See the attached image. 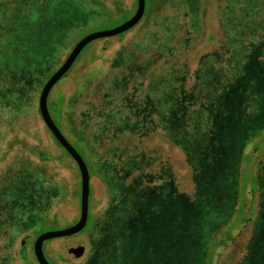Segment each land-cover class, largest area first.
Wrapping results in <instances>:
<instances>
[{
	"label": "rangeland",
	"instance_id": "1",
	"mask_svg": "<svg viewBox=\"0 0 264 264\" xmlns=\"http://www.w3.org/2000/svg\"><path fill=\"white\" fill-rule=\"evenodd\" d=\"M201 1L147 0L134 29L90 44L52 90L51 100L63 94L74 100L72 124H80L83 138L97 140L98 158L88 157L60 127L89 165L92 193L87 228L44 244L51 264H264V135L241 143L264 124L249 119L240 143L228 145L220 141L224 130L217 122L222 105L233 107L248 88H259L255 79L264 61L244 38L264 29V0H222L223 29ZM103 6H115L113 16L107 18ZM137 9V0H0V264H13L11 254L26 234L34 236L35 256L41 234L79 222L81 173L45 125L40 96L85 36L118 28ZM249 68L253 72L244 71ZM254 95L260 104L261 92ZM17 121L30 137L10 131ZM159 125L173 140L185 137L181 144L192 166ZM203 132L208 141L199 140ZM36 134L48 151L45 159H54L42 165L31 158L37 170L43 166V176L23 171L30 165L17 147L4 157L11 141L37 146ZM239 155L238 163L227 160ZM161 161H169L172 172ZM171 186L187 203L168 206L173 224L179 217V231L164 238L168 218L156 228L148 221L156 239L148 251H135L138 235L130 237L127 223L153 192ZM53 218L58 223L27 232ZM73 239L85 242L82 255Z\"/></svg>",
	"mask_w": 264,
	"mask_h": 264
},
{
	"label": "trees",
	"instance_id": "2",
	"mask_svg": "<svg viewBox=\"0 0 264 264\" xmlns=\"http://www.w3.org/2000/svg\"><path fill=\"white\" fill-rule=\"evenodd\" d=\"M201 2H202V7L213 9L212 10L213 12L210 13V16L212 18H215V19L217 18L218 27L223 29L224 19H223V15H222V13L220 11V9L222 7L221 6L222 5V0H202ZM208 4L212 5L213 8L209 7ZM99 5H101V4H99ZM95 7H98V5H96ZM103 8L107 12V18H110L111 15L113 16V14L115 13V6H114V8H110L109 6H106V7L103 6ZM209 19H211V18L209 17ZM262 27H264V24H263ZM213 39H214V37H213ZM244 43H246L245 45H249L250 47H254L252 53L254 55H256L255 53L257 51L258 55L261 57L262 61H264V29H262L259 32V34L254 36V37L246 36L244 38ZM91 49H90V51H91ZM207 55L208 54L204 55L203 57H205ZM79 65H81V64H79ZM262 69H263V72L261 73V75L257 76L256 79H255L256 84L259 85V88H257V90L256 89L254 90L253 89L254 87H252V86L250 88H248V93L243 94V97L240 99V102L234 104L233 107H232V103L228 104V106H226V109H225V106L223 107V105H222V109H221L222 113L218 114L219 116L222 117V119H220L217 122H218V124L222 122L223 126L222 125L218 126V124H217V126H218V129L224 130V133L221 134L223 139H220V141H222L223 143H225V144L228 143V145H230V143H235V144L236 143H240L239 142L240 141L239 133H240V131L242 129V126L247 124L248 122H250L249 119H252L253 121H255V122L259 123V124H264V64L262 65ZM244 71L253 72V71H251L250 68L246 69ZM245 74H246V72H245ZM255 75H259V74L257 73ZM258 92H261L262 101H260V104L257 105V104H254V102H253L254 99L253 98L255 96L254 94H256ZM63 96H64L63 99L57 100V101L55 100V98H52V100H51L50 97H49L48 108H49V104H50L52 106V110L49 109V111H50V114H51L53 120H54V117H53V114H52L53 112L56 113V116L58 115L60 117V119H61L60 126L57 124V122H55V120H54V122L56 123V125L58 126V128L60 130H61L60 127H63L64 130L66 131L67 135H70V136L74 137V139H76L77 142L80 143V145L84 148V152H86L88 157H90L92 155L95 158H98V155L96 154L97 153L96 149H97V145H98L97 144V140H95L93 138V135H91V134H89V137L83 138V136L81 134V131H80V126H79L80 124L79 123L77 124L76 127L73 126L72 118H71V111H73V109H74V100H69L66 97V95H64V94H63ZM223 100L224 99H222V101ZM228 108H229V110H228ZM73 113H72V117H73ZM218 115H215V116L218 117ZM14 124H15L14 127L11 128L10 131H12L14 133L15 132L22 133L24 136L30 137L31 134L28 131V129L25 126L22 127V125H21V123H19V121L14 122ZM214 128H215V126H214ZM159 129L162 132H166L167 131V134L166 133L165 134L167 135L166 137H167L168 143L170 145L178 147V149H180V151H182L183 153L185 152L186 158H187V163L189 164V166H192V164H191L192 158L190 157V154L184 149L183 145L181 144V142L183 140H186L185 137L183 136V139L180 138L179 140L178 139L173 140L172 139L173 136L171 137V135L169 134L167 128L165 129L163 127V125L162 126L159 125ZM170 133H172V132L170 131ZM127 134H131V132H127L124 135V137H126ZM200 135H202V137L199 140L208 141V139H204V138H206L205 137L206 136V132H203ZM263 135H264V127L263 128L260 127L258 129H256L253 133L252 132L249 133L244 138L243 142H241V143H245V145L249 144L252 141H257ZM192 138H190V139H192ZM33 139L38 143L37 146L29 145L25 141H21V142L19 140H14L16 142H12L11 141L10 142L11 144L7 145L8 151L4 152L5 153L4 157L6 159L8 157L7 156L8 153H10L11 150H13V149H15V147H17L18 151L26 159V162H23V163H27V164L30 165V166H28V168L25 166L26 169L25 170L23 169V171L32 172L36 176H43V174H45V171L42 170L43 166H42L41 170H37L38 166H36L34 164L35 161L31 160V158L36 159V161L40 162L42 165H44L46 163H51L54 159H53L52 155H51V158L49 157L48 160L45 159L46 153L48 154V151L42 148V143L40 141V137L37 136V134H36V137H34ZM168 139H170L172 141H170ZM173 141H175V143H177L178 145H174L172 143ZM59 146L63 150H65L60 144H59ZM68 156L74 161V159L69 154H68ZM81 156H82V154H81ZM242 156L243 155L233 156L231 159H227V160H232V161H235L236 163H238L237 162V160H238L237 158L240 159V157L242 158ZM83 159L85 160L84 157H83ZM64 160H65V156H59L56 159V161L59 162V163H63ZM224 161H226V159L223 160L221 163H223ZM161 163H165L166 166L170 165L169 161H161ZM90 167L92 169L93 165L90 164ZM173 167H174L173 165L172 166L170 165L169 166L170 169L169 168H167V169H169V171L172 172V170L174 169ZM88 168H89V165H88ZM218 170H219V168H218ZM89 172H90V168H89ZM216 175H218V174H214L215 177H216ZM90 176H91V174H90ZM210 176H211V172H210ZM171 188H174V189H172L169 192H163L162 188H160V192H158V193L157 192H153L150 195V197L148 198V200L145 202V204L142 206L139 215L136 216V218L135 217L131 218L130 222L127 223L128 227H129V230H128L129 232H127V233L130 235V237L138 235V238L136 237V241H134V243H135V251H140V250H143L145 252L148 251V249L150 248V243L154 242L155 239H156L155 233H152L151 231H149V229H150L149 227L150 226H149L148 221L150 222L151 226H153V228L154 227L156 228L157 224L164 222V219L166 217L168 218L170 223H168L166 221V224H167V228L171 232L169 230H167V232L169 234H166L164 236V238L170 237L171 236L170 234H173L172 232L176 233V232L179 231V228H178L179 217L176 218V220L174 221L175 223L173 224V220L172 219H174L175 217H174V214L171 212V210L168 208V206L169 205H175L180 200L181 201L184 200V202L186 203V200L183 199V197L175 194V192L178 189V186H176V187L175 186H171ZM159 217H160V220L156 221V219L159 218ZM47 221L48 220H46V221H41L40 220V222H39V224L37 226H35L34 228H31L27 232H30L31 234H33L36 230H38V231L41 230L42 231V230H44L45 227L51 225L52 223H58V219L57 218H53L52 220H49V223ZM32 237H34V236L30 235V234H26L24 236V238L22 239V241H21L19 249L11 254L13 264H17V262H16L17 258H20L23 264H34L35 263V260H36L35 256H31V254H30V242H31V238ZM140 245L144 246V248H142ZM173 245H175L174 242L173 243H168V246H172L173 247Z\"/></svg>",
	"mask_w": 264,
	"mask_h": 264
},
{
	"label": "water",
	"instance_id": "3",
	"mask_svg": "<svg viewBox=\"0 0 264 264\" xmlns=\"http://www.w3.org/2000/svg\"><path fill=\"white\" fill-rule=\"evenodd\" d=\"M138 9L136 15L126 22L125 24L119 26L118 28L112 30H104L91 33L85 36L74 48L73 52L70 54L63 66L48 80L40 96L39 101V111L41 117L52 133L57 142L65 149V151L74 159L77 163L81 178H82V196H81V218L79 222L68 229L46 232L41 234L34 243V254L38 264H51L45 256L44 244L51 240L56 239H65V238H74L77 235L81 234L88 226L89 216H90V197H91V176L89 168L81 154L75 149V147L68 141L64 136L62 131L58 128L54 122L49 108L48 100L50 94L54 87L71 71L83 51L92 43L110 39L113 37L120 36L125 34L132 29H134L143 19L146 14L147 1L146 0H137ZM72 243L77 246L79 249L74 251L78 254H83L85 249V242L82 239H73ZM35 264V263H34Z\"/></svg>",
	"mask_w": 264,
	"mask_h": 264
},
{
	"label": "flooded vegetation",
	"instance_id": "4",
	"mask_svg": "<svg viewBox=\"0 0 264 264\" xmlns=\"http://www.w3.org/2000/svg\"><path fill=\"white\" fill-rule=\"evenodd\" d=\"M147 1V0H146Z\"/></svg>",
	"mask_w": 264,
	"mask_h": 264
}]
</instances>
